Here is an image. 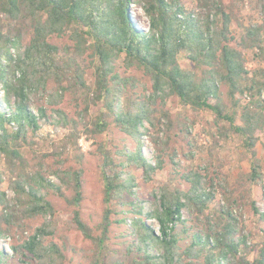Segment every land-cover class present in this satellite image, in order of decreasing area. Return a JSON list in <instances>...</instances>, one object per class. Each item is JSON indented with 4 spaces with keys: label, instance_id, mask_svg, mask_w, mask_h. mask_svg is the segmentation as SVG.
<instances>
[{
    "label": "trees",
    "instance_id": "trees-1",
    "mask_svg": "<svg viewBox=\"0 0 264 264\" xmlns=\"http://www.w3.org/2000/svg\"><path fill=\"white\" fill-rule=\"evenodd\" d=\"M194 3L197 11H188L182 0H0V264H66V247L51 240L52 221L10 242L9 251L1 247L16 229L28 228V220L56 216L50 195L70 207L72 223L91 242L90 264H109L112 227H126L128 219L121 236L127 238L123 245L131 262L111 264H264V212L249 202L262 236L251 243L239 203L221 172L211 164L189 168L170 152L167 135L159 137L161 120L166 129L172 126L165 101L177 97L195 115L211 111L216 123H226L254 158L247 180L256 184L264 179L255 159L264 135V21L246 27L238 11L226 9L222 0ZM133 4L144 12L147 27L139 23V28L130 18ZM25 29L30 36L23 49ZM55 38L70 43L60 46ZM249 51L255 66H248ZM119 62L150 80L148 95L131 93L139 81L124 76ZM222 87L230 108L222 102ZM66 95L82 107V120L91 117L81 130L58 107ZM54 125L68 132L62 151L48 170L42 164L33 167L23 149L43 126ZM112 125L134 142L133 148L113 143L108 135ZM103 134L109 137L98 147L103 211L93 227L82 211L84 170L68 165L63 155L79 152L82 135ZM146 136L155 149L151 159L143 151ZM167 163L172 180L187 188L172 189L155 179ZM4 172L12 200L2 186ZM134 172L156 185L151 200L137 195ZM217 188L224 195L221 205ZM147 221L156 222L157 229Z\"/></svg>",
    "mask_w": 264,
    "mask_h": 264
},
{
    "label": "rangeland",
    "instance_id": "rangeland-1",
    "mask_svg": "<svg viewBox=\"0 0 264 264\" xmlns=\"http://www.w3.org/2000/svg\"><path fill=\"white\" fill-rule=\"evenodd\" d=\"M222 1L226 9L234 8L238 11L239 19L246 27L254 26L264 21V0H262V3L259 0H241L240 2L237 0ZM182 3L188 11H197L194 0H182ZM129 16L139 28L141 25L144 27L148 26L147 17L137 5L133 4L131 6ZM29 36L28 29H25L21 40L23 49L29 41ZM53 42L60 46L70 43L67 38H55ZM245 56L249 67L256 65L252 51L246 52ZM187 66L188 69H193L192 65L188 64ZM117 67L124 76H132L139 81L137 89L131 91V93L137 92L148 95L151 92V82L142 72L125 69L122 62H119ZM87 80L89 84L93 83V69L88 70ZM52 89L53 84L50 83L49 91L52 92ZM221 99L225 106L230 108L227 89L224 87L221 88ZM76 104L70 95H66L58 107L62 108L70 119L79 122V129L81 130L83 128V121L87 122L91 117L88 116L85 120H82V117L78 114L82 107L79 109ZM47 108L48 114L52 115V107L47 106ZM165 110L170 115L172 126L171 129H166L165 122L161 120V130L164 133L160 134L159 137L165 139L166 137L164 136L167 135L170 152H175L178 160L183 161L189 168H202L211 164L214 172H221L222 176L227 180L229 188L233 191V198L239 203L237 209L247 225L251 243H259L262 240V236L258 229L257 221L251 215L249 202L254 201L256 207L261 212H264V197L261 194V186L264 184V179L256 184L250 183L247 180V174L250 171V166L254 158L243 147L242 139L229 131L226 123H216L215 116L211 111L206 110L195 115L177 97L171 96L166 99ZM146 127L152 131L148 124H146ZM185 129H187V132H185ZM67 133L66 130L60 128L58 125L52 127L43 126L35 136H32L31 144L23 149L25 157L33 167L42 164L44 170H48L50 166L55 165L59 155L58 153L62 151V142ZM108 135L117 146L133 148L135 145L131 139L120 133L114 125L111 126ZM108 141L109 137L106 134L91 139L86 135H82L78 142L79 152H76V154L75 152H71L63 155V158L69 160L68 165L80 166L84 170V200L82 203V211L86 222L93 227L100 222L103 211V190L99 168L100 156L98 154V147L99 144ZM263 142L264 135L255 148V159L260 163L262 171H264ZM143 145L144 154L151 159L152 154L155 152L151 138L148 136L144 137ZM74 155L80 157L81 161L78 162ZM0 164L3 166L1 159ZM171 172L172 166L167 163L166 168L157 174L155 179L167 182L172 189L176 187L181 189L187 188L186 184L173 181ZM133 174L139 184L136 189L139 198L144 201L151 200L153 194L156 193V185L145 182L140 172H134ZM8 180V175L4 172L2 186L8 198L12 200L14 194L8 187ZM49 200L53 203L57 212L53 219L46 217L28 220L26 223V227L28 228H24V231L16 229L11 238L6 241H1V247L9 251L10 242L14 240L17 242L21 237L28 236L30 232L43 222L52 221L54 236L51 240L66 247V264H90L92 254L91 242L86 240L75 228L71 219L70 207L62 199L54 195H50ZM216 202L219 205L224 202L223 192L219 188L216 191ZM183 216L185 219L189 218V214L186 211H183ZM147 222L149 224L151 223L155 230L157 229L156 222ZM129 225L130 219L127 220V226ZM126 227L118 224L112 227L110 234L111 240L108 242L110 253L107 262L109 264L117 260L127 263L131 262V258L126 253V246L123 245L127 238L121 236V233L125 231Z\"/></svg>",
    "mask_w": 264,
    "mask_h": 264
}]
</instances>
